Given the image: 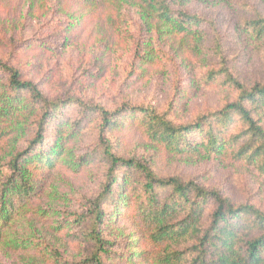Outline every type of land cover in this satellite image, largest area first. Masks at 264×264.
<instances>
[{
  "label": "trees",
  "instance_id": "16d2710c",
  "mask_svg": "<svg viewBox=\"0 0 264 264\" xmlns=\"http://www.w3.org/2000/svg\"><path fill=\"white\" fill-rule=\"evenodd\" d=\"M81 1L89 7L121 1L143 3L160 28L186 40L201 42L206 37L204 27H209L214 48L208 56L213 60L207 56L201 60L207 63L201 79L206 85L230 91L231 96L222 107L182 122L174 101L166 108L129 101L106 108L70 94L53 98L41 83L0 61V241L3 229L40 194L39 187L57 160L61 162L67 145L90 127L97 132V144L81 160L85 166L102 162L105 170L99 191L86 200L70 228V236L85 244V255L75 262H60L58 255L50 262L264 264L262 209L248 201L234 202L223 190L207 188L197 180L163 176L152 159L127 155L114 139L126 129L139 130L171 154L224 156L256 169L264 179V78L247 84L237 57L228 56L217 24L185 10L175 11L169 0ZM242 29L264 63L263 13L255 10ZM135 48L142 66L152 65L146 53L150 50L141 51L140 45ZM121 215L140 234L132 239H141L139 254L120 252L122 242L111 225Z\"/></svg>",
  "mask_w": 264,
  "mask_h": 264
},
{
  "label": "rangeland",
  "instance_id": "374dc122",
  "mask_svg": "<svg viewBox=\"0 0 264 264\" xmlns=\"http://www.w3.org/2000/svg\"><path fill=\"white\" fill-rule=\"evenodd\" d=\"M169 1L175 11L185 10L217 24L227 54L237 57L247 84L264 78L261 54L242 29L255 10L264 15V0ZM167 31L137 1L89 7L81 0H0V61L41 83L53 98L70 94L106 108L125 101L166 108L174 101L182 122L222 107L231 92L201 79L207 64L201 60L206 56L213 60L208 56L214 48L210 28L204 27L206 37L201 42ZM137 45L141 51L150 50L146 53L152 65L142 66L135 55ZM134 70L137 73L130 74ZM115 138L127 155L152 159L163 176L197 180L207 188L223 190L234 202L248 201L264 211V179L254 168L224 156L171 154L139 130L126 129ZM96 144V130L86 127L67 145L61 162L57 160L39 187L40 194L1 232L0 264H54L50 260L58 255L60 262L83 258L85 244L70 236V228L101 186L102 162L85 166L81 160ZM2 157L7 162L6 155ZM111 226L122 242L120 252L134 254L141 248V239L132 242L140 236L138 230L124 215Z\"/></svg>",
  "mask_w": 264,
  "mask_h": 264
}]
</instances>
